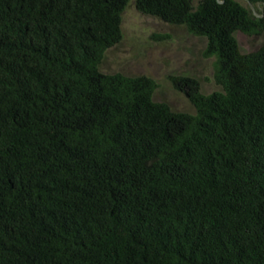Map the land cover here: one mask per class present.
Instances as JSON below:
<instances>
[{"label": "trees", "instance_id": "16d2710c", "mask_svg": "<svg viewBox=\"0 0 264 264\" xmlns=\"http://www.w3.org/2000/svg\"><path fill=\"white\" fill-rule=\"evenodd\" d=\"M129 1L0 0V264H264V0H134L206 39L193 114L99 70Z\"/></svg>", "mask_w": 264, "mask_h": 264}, {"label": "rangeland", "instance_id": "374dc122", "mask_svg": "<svg viewBox=\"0 0 264 264\" xmlns=\"http://www.w3.org/2000/svg\"><path fill=\"white\" fill-rule=\"evenodd\" d=\"M198 0H192L193 5ZM256 13V12H255ZM122 38L108 48L99 64L102 73L127 76L145 75L157 83L152 99L166 103L171 110L193 114V106L176 91L168 80L170 75L196 78L203 94L220 90L214 83L213 57L205 58L204 37L190 34L184 26L170 25L141 14L130 0L122 13ZM242 53L256 50L264 44V28L256 35L235 33Z\"/></svg>", "mask_w": 264, "mask_h": 264}, {"label": "water", "instance_id": "95a60500", "mask_svg": "<svg viewBox=\"0 0 264 264\" xmlns=\"http://www.w3.org/2000/svg\"><path fill=\"white\" fill-rule=\"evenodd\" d=\"M218 2H221V1H219V0H217ZM244 1H246V3L248 4V6L250 7V9L253 11V13H254V15L255 16H259V15H257L256 13H255V10H254V7H253V5L251 4V3H249V2H247V0H244ZM260 4L264 7V3H261V2H256L255 3V7H257V8H259L260 7ZM261 16V15H260ZM259 16V17H260Z\"/></svg>", "mask_w": 264, "mask_h": 264}]
</instances>
